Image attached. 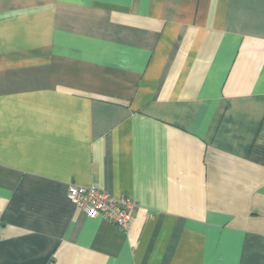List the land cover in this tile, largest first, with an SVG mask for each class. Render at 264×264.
<instances>
[{
	"label": "crops",
	"instance_id": "1",
	"mask_svg": "<svg viewBox=\"0 0 264 264\" xmlns=\"http://www.w3.org/2000/svg\"><path fill=\"white\" fill-rule=\"evenodd\" d=\"M0 264H264V0H0Z\"/></svg>",
	"mask_w": 264,
	"mask_h": 264
},
{
	"label": "built area",
	"instance_id": "2",
	"mask_svg": "<svg viewBox=\"0 0 264 264\" xmlns=\"http://www.w3.org/2000/svg\"><path fill=\"white\" fill-rule=\"evenodd\" d=\"M66 197L88 218L102 217L123 231L134 219L136 204L129 197L114 198L101 189L75 185L68 186Z\"/></svg>",
	"mask_w": 264,
	"mask_h": 264
}]
</instances>
